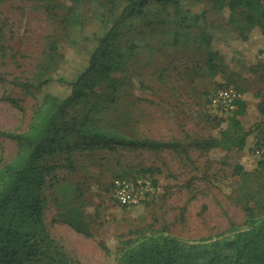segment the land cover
Returning <instances> with one entry per match:
<instances>
[{"label": "rangeland", "instance_id": "rangeland-1", "mask_svg": "<svg viewBox=\"0 0 264 264\" xmlns=\"http://www.w3.org/2000/svg\"><path fill=\"white\" fill-rule=\"evenodd\" d=\"M126 3L0 2V132L22 133L29 128L41 102L38 86L43 80L52 78L50 90L60 97L67 94L68 87L57 80L75 81L89 67L98 39ZM148 18L153 23L139 19L130 30L122 29L121 44L136 47L111 84L97 89L91 105L106 108L97 116L103 114L128 136L177 145L112 150L81 146L57 157L42 188L43 221L68 264H116L122 249L118 242L139 233H163L188 242L232 236L231 229L247 226L237 202L234 167L242 164L264 182V166L254 167L249 146L239 152L201 149L192 143L218 132L221 118L211 112L209 96L219 82L240 90L247 109L239 119L254 137L264 138L263 52L256 56L238 45L237 33L212 7V0H180L170 15L150 12ZM210 48L224 56L214 78L206 70ZM86 107L78 106L72 114L82 116ZM18 151L16 140L0 135L1 164L13 160ZM114 170L126 172L128 178L150 176L154 190L149 199L136 207L119 206L110 193ZM76 196L85 203L91 236L73 230L59 217V208ZM217 264L237 263L231 252L224 251Z\"/></svg>", "mask_w": 264, "mask_h": 264}, {"label": "trees", "instance_id": "trees-1", "mask_svg": "<svg viewBox=\"0 0 264 264\" xmlns=\"http://www.w3.org/2000/svg\"><path fill=\"white\" fill-rule=\"evenodd\" d=\"M179 6L180 0H127L111 27L98 39L89 67L75 81L57 80L68 87L67 94L60 97L50 90V84L55 82L52 78L43 80L38 86L42 90L41 102L35 108L29 128L22 133L0 132L1 136L16 140L19 146L13 160L0 162V264H68L43 221L46 202L42 188L61 153L68 154L81 146L112 150L119 146L159 149L177 145L128 136L116 123L106 120L103 115L106 108L102 111L91 102L96 99L98 88L111 84L113 75L124 68L127 54L136 47L134 43L121 44L122 29L130 30L132 22L139 19L153 23L148 18L150 12L170 15ZM212 7L220 11L225 23L237 33L238 45L256 56L264 53V0H212ZM223 57L221 50L209 49L206 70L211 78L221 70ZM219 83L214 90L230 86ZM81 105L89 108L84 115L74 116L72 112ZM246 109L244 100H239L232 116L218 120L215 136L195 139L192 143L201 149L239 152L249 146L256 161L254 167L262 168L264 154L256 156L254 150L264 138L258 140L244 128L239 116ZM99 111L103 112L100 118ZM234 172L239 179L237 202L247 217L245 228L231 229L232 236L221 234L193 242L163 233H139L135 238L118 242L122 249L115 258L116 264H198L201 261L217 264L224 251L231 252L237 264H264V182L242 164H237ZM114 174V179L127 176L124 171L114 170ZM84 205L76 196L59 208V217L73 230L91 236Z\"/></svg>", "mask_w": 264, "mask_h": 264}, {"label": "built area", "instance_id": "built-area-1", "mask_svg": "<svg viewBox=\"0 0 264 264\" xmlns=\"http://www.w3.org/2000/svg\"><path fill=\"white\" fill-rule=\"evenodd\" d=\"M264 59V53L261 54ZM241 93L233 86L215 89L209 96V108L219 118L233 114L238 108ZM256 156L264 154V141L255 148ZM154 190V182L148 175L115 178L111 182V195L122 207H136L144 204Z\"/></svg>", "mask_w": 264, "mask_h": 264}]
</instances>
